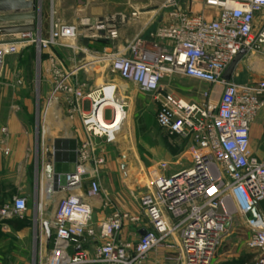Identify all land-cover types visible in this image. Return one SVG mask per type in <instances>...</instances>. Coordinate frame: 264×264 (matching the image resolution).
Segmentation results:
<instances>
[{
	"label": "built area",
	"instance_id": "2783aa9c",
	"mask_svg": "<svg viewBox=\"0 0 264 264\" xmlns=\"http://www.w3.org/2000/svg\"><path fill=\"white\" fill-rule=\"evenodd\" d=\"M206 4L219 9L217 18L206 19L189 2L186 9L175 7L169 23L157 28L155 37L169 41L170 49L137 36L126 54L110 56L113 73L136 83L159 102L158 125L196 149L190 167L156 176L153 190L141 195L150 226L137 243L122 240L120 233L126 223H140L139 215L116 209L98 227L93 223L94 203L103 194L99 169L104 164L95 139L116 140L124 122L117 121L126 116L127 103L118 97L117 87L113 97L107 95L106 88L113 84L89 92L83 86L67 84L68 75L58 67L57 56L49 55L54 74L51 94L63 91L71 96L68 102L80 114L85 138L75 170L65 174L66 185H60V175L52 174L53 184L63 195L53 213L50 248L40 264H146L149 253L176 233L180 234L183 264H212L236 215L251 229L247 247L256 253L254 264H264V161L250 145V126L264 108V80L239 84L224 78L242 49L264 58V22L254 28L256 16L264 15V0H206ZM97 30L103 32L99 38H118L117 29L104 21L97 24ZM78 33L77 25L52 22L48 36L39 25L35 31L14 34L11 39L0 34V75L7 56L29 46L39 52L61 45L75 47ZM174 74L222 85L219 102L212 103L211 90L204 91L199 101L164 90L163 79ZM84 100L90 103L85 112ZM108 103L111 119L106 118L105 109L104 116L100 114ZM86 179L89 188L84 191ZM27 210V200L14 197L0 206V219L23 216ZM89 240L96 242L93 252L83 247Z\"/></svg>",
	"mask_w": 264,
	"mask_h": 264
},
{
	"label": "crops",
	"instance_id": "0c3cea01",
	"mask_svg": "<svg viewBox=\"0 0 264 264\" xmlns=\"http://www.w3.org/2000/svg\"><path fill=\"white\" fill-rule=\"evenodd\" d=\"M189 2L192 3L194 12L202 14L206 19H215L220 13L218 8L207 5L206 0L195 2L190 0ZM188 3L182 9H186ZM174 9L175 7H172L169 14L163 16L160 21L156 20V13L142 15L137 19L129 18L125 14L113 17L107 25L110 28H116L118 38H122L116 41V47H118L116 51L120 52L121 48L119 49V47L123 46L124 41L128 43L137 36H142L150 42L157 41L170 49L171 43L166 40H158L155 37V32L158 27L169 23L170 13ZM263 22L264 15L258 14L254 22V28L259 29ZM128 29L131 30L130 33H126V31H129ZM95 37L94 35L90 37L89 44H85V46L93 45V38ZM4 38L11 39L13 35H5ZM98 39L104 41L102 38L98 37ZM102 44L104 48V42ZM76 49L78 47L61 45L47 51V59L44 61L38 77L40 81L39 94L29 92L30 79L28 74L24 76L21 71V75L25 77H23L24 81L21 87L17 86L14 89L10 87L11 85L7 81L0 79V198L5 195L12 198L24 197L28 203L27 213L29 212L30 203H37V213L39 211L43 213L44 203L42 198L45 186L48 189L47 199L60 193L57 189L53 193L50 192L53 181L52 177H48L46 169L49 165L53 166L54 175H60L57 174L59 172H73L78 158V149L85 138L80 114L73 111L68 102L71 96L63 91L53 96L51 94L54 74L48 59L49 55L54 53L57 56L60 64L58 67L64 74L68 75L66 83L69 85L83 86L84 90L87 91L90 88L98 87L101 81L105 83L108 81L107 75L100 74L98 65H94L98 62L86 65V57L78 55ZM105 50L108 51L109 48L106 47ZM10 56L5 58L3 72L6 71V74L12 77L19 71V68L17 69V65L11 64L9 61L6 62ZM189 79L190 82L197 84L200 88L197 96L191 95L192 99H201V94L204 91L211 90L212 103L217 104L219 102L223 91L222 85L212 86L203 81ZM261 80H264V58L256 53L247 52L237 63L231 81L245 84ZM176 85L178 86V84ZM118 89H120L119 86H117L119 98L125 101L123 95H121V90ZM130 91L131 98H128L132 101L131 103L125 101L128 108L127 118L122 127V142L118 146L122 153L117 157H113L112 152H109L106 169L104 170V164L101 166L102 174L99 175V179L103 194L94 203L93 223L98 227L101 221L109 217L116 209L139 215L141 216L140 223L132 224L128 222L120 233L122 240L137 243L150 225L137 197L141 194L135 189L137 186L139 187V181L136 178L137 176L132 174V170L135 167L144 169L160 164H167L170 168L177 170L187 165L190 157H180L181 152H183V144L185 145L186 142L158 125L159 102L150 101L148 97L150 95L141 91L136 83L130 82ZM12 103H21L24 113H32L35 109L33 103H36L41 126L33 129L25 120V117L17 112L19 107L13 106ZM152 103H154L153 119L147 121L143 119L144 110L150 107ZM130 105H132L131 109ZM89 108L90 103L87 100L82 101V110L85 112ZM4 127H7L8 132H4ZM95 145L102 157H104V149L108 145L110 146L104 138H96ZM250 145L255 156L264 161V108L258 113L250 126ZM119 164L128 166L127 169L131 174L127 178L113 173L112 167ZM88 188L89 181L86 179L83 183V190L87 191ZM4 189L8 191L7 194H4ZM38 204L42 205L41 209L38 208ZM168 217L173 220L169 213ZM52 221L53 215L48 220L51 229ZM43 222L45 220H42L41 223L39 221L34 222V225L25 227L20 232L19 235L23 236L20 240L24 245L28 244V237L34 232L37 234L39 243L45 241L47 245V234L43 228ZM95 245L96 242L89 240L83 244V247L93 252ZM180 250V234L176 233L169 236L161 246L149 253L146 264H183L179 256Z\"/></svg>",
	"mask_w": 264,
	"mask_h": 264
},
{
	"label": "rangeland",
	"instance_id": "374dc122",
	"mask_svg": "<svg viewBox=\"0 0 264 264\" xmlns=\"http://www.w3.org/2000/svg\"><path fill=\"white\" fill-rule=\"evenodd\" d=\"M171 1L173 0H40L41 16L38 25L42 29L44 36H48L52 22L65 25H77L79 27V33L77 39L73 42V45L78 47V49H76L78 52L77 54L84 55L86 57V65L91 64L92 62H98L94 63V65H98V72L100 74H106L108 78L106 83L101 81L98 87L90 88L86 92L96 90L101 86L113 84L119 86L120 89L118 90H121V95L124 97L123 99H125L126 102L131 103L132 99L128 98L131 96L130 82L121 79L116 73H113L110 68V56L126 54L128 52V45L131 41L128 43L124 41L123 46L119 47V49L121 48L120 52L116 51L118 50V47H116V41H119L122 38L119 37L115 40L104 38V41L99 40L98 37L101 35V32L97 30V24L100 21H104L108 24V21H111L113 17H119L120 14H125L129 18L137 19L142 15H151L156 13V20L160 21L163 16L169 14L172 7L184 8L190 0H175V5H172ZM191 1L195 2L198 0ZM130 32L131 30L126 31V33ZM93 35H96V37L93 38L94 44L89 47L85 46V44H89V40H91L90 37ZM103 42L104 48L102 44ZM106 47L109 48L108 51L105 50ZM47 51L49 50H41L39 52L35 46H29L25 50H21L19 54L11 55L6 62L9 61L11 64L17 65V69L19 68V71L16 72V74L14 73L15 75H12V77H9L5 71L2 75H0V79L2 81H7V83L11 85L10 87L15 89V87H21L23 85V77L28 74V78L31 82L29 92L32 94H39L40 81L38 77L44 61L47 59ZM20 71L24 76L21 75ZM19 81L21 83H19ZM176 84H178V86ZM162 87L164 90L170 91L179 97L189 100H200V98H191L192 94L197 96V92L200 88L197 84L190 82L188 77L177 74L165 77L162 81ZM148 97L150 101L158 103V101H156L152 96ZM12 104L13 106L19 107L17 112L25 117V120L33 129L41 126L36 110V103H33L35 109L32 113H24V108L21 103ZM131 106L132 105H130V109ZM153 110L154 103L144 110L143 119L152 121ZM106 118H112V111L110 109L106 111ZM125 122L126 120L123 123ZM82 127L85 132L83 124ZM121 132L122 130L113 142H108L104 138L106 142L110 144V146L108 145L107 148L104 149V170L106 169L105 166L110 154L109 152H112L113 157H117L120 153H122L118 147L122 142ZM183 146V152H181L182 154H180V157L188 156L190 157V161L187 165L180 167L177 170L170 168L167 164L146 167L144 169L135 167L134 170H132V174L136 175V178H138L139 181V187L137 186L135 188L137 192H141V194L137 196L139 201L141 195L153 190V180L156 176L171 175L192 165L193 154L196 149L189 143H185ZM121 165L122 164L115 165L112 167L113 169H111L114 174H119L127 178L129 174H131L127 169L128 166ZM101 166L99 169V175L102 174ZM57 174H60L61 177L60 185L65 186L66 173L59 172ZM55 190L56 187L52 184L50 192L53 193ZM43 191V213H41V211L37 213V203H30L29 212H26L23 216H14L4 220L0 219V264H40L41 257H44L49 251L50 246H47L45 241L41 246L35 232L34 234L29 235L27 245L22 243L20 239L23 236L19 235L25 227L34 225V222L39 221V223H41L42 220H50V217L53 215L56 208L57 200L63 195V193H58L53 198L47 199L48 189H46V186ZM3 192L4 194H7L8 191L4 189ZM12 199V197H8L7 195L1 197L0 206L11 202ZM169 215L172 216L171 214ZM6 226H8V228H6ZM250 236L251 229L246 226L241 216L236 215L232 224L222 238L221 244L215 254L213 264H235L238 260L247 255H252L254 261L256 253L247 247Z\"/></svg>",
	"mask_w": 264,
	"mask_h": 264
},
{
	"label": "water",
	"instance_id": "95a60500",
	"mask_svg": "<svg viewBox=\"0 0 264 264\" xmlns=\"http://www.w3.org/2000/svg\"><path fill=\"white\" fill-rule=\"evenodd\" d=\"M40 14V0H0V34L14 35L35 31L40 20ZM247 52V49H242L230 63L224 73L226 80H231L237 63ZM121 166L125 165L122 164ZM46 172L48 177L53 178V166L49 165ZM253 215L256 216L255 211H253ZM43 228L46 231L47 246H49L52 237L50 222H43Z\"/></svg>",
	"mask_w": 264,
	"mask_h": 264
},
{
	"label": "bare ground",
	"instance_id": "6f19581e",
	"mask_svg": "<svg viewBox=\"0 0 264 264\" xmlns=\"http://www.w3.org/2000/svg\"><path fill=\"white\" fill-rule=\"evenodd\" d=\"M114 87H117V85L115 86V85H113V86H110V87H108V88H106L107 90H106V93H107V95L109 96V97H113V88ZM111 102V101H110ZM111 103H108V105H107V107L106 108H101L100 109V114L102 115L103 114V116H104V112H105V110H108V109H110L111 110V105H110ZM105 109V110H104ZM127 118V113H126V116H120L119 117V119H118V123H121L122 121H125V119ZM114 120V119H113ZM51 198H53V197H51Z\"/></svg>",
	"mask_w": 264,
	"mask_h": 264
},
{
	"label": "trees",
	"instance_id": "16d2710c",
	"mask_svg": "<svg viewBox=\"0 0 264 264\" xmlns=\"http://www.w3.org/2000/svg\"><path fill=\"white\" fill-rule=\"evenodd\" d=\"M235 264H254L253 256L247 255L242 257L240 260L237 261Z\"/></svg>",
	"mask_w": 264,
	"mask_h": 264
}]
</instances>
